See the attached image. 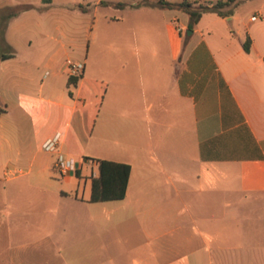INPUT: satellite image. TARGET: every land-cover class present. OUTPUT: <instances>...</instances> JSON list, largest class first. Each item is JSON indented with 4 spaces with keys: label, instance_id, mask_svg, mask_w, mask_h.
<instances>
[{
    "label": "crops",
    "instance_id": "0c3cea01",
    "mask_svg": "<svg viewBox=\"0 0 264 264\" xmlns=\"http://www.w3.org/2000/svg\"><path fill=\"white\" fill-rule=\"evenodd\" d=\"M16 5L32 8L9 21L14 56L0 59V264H264V0L192 29L158 0ZM88 30L74 77L56 32ZM28 33L54 43L21 49ZM92 117L83 155L131 166L124 199L91 202L99 171L77 163L59 180L41 150L57 132L73 149Z\"/></svg>",
    "mask_w": 264,
    "mask_h": 264
},
{
    "label": "trees",
    "instance_id": "16d2710c",
    "mask_svg": "<svg viewBox=\"0 0 264 264\" xmlns=\"http://www.w3.org/2000/svg\"><path fill=\"white\" fill-rule=\"evenodd\" d=\"M243 0H217L213 6L203 3L196 5V2L184 0L182 2H169L158 0V4L167 8H178L190 17L189 28L192 29L202 14L206 11H213L221 16H227L232 13V9L223 11L226 7H235ZM43 4H50L52 0H42ZM123 7L124 3L115 4ZM31 5H16L0 10V45L6 46L5 32L9 21L18 16L23 11L31 9ZM246 50H249V42L244 44ZM14 56V51L0 54V59H7ZM6 113L5 108H0V115ZM131 166L127 163L114 162L109 160H99V176L92 179L91 202H104L124 199L127 192Z\"/></svg>",
    "mask_w": 264,
    "mask_h": 264
},
{
    "label": "rangeland",
    "instance_id": "374dc122",
    "mask_svg": "<svg viewBox=\"0 0 264 264\" xmlns=\"http://www.w3.org/2000/svg\"><path fill=\"white\" fill-rule=\"evenodd\" d=\"M18 3V0H0V10L6 9L9 7H13L15 4ZM29 40L32 41V48L35 49L37 46H39L43 41H46V43L53 45L54 42L49 40L48 38L44 36H33L31 33L25 34L19 39V47L21 49L27 48L29 46ZM95 43V39L93 38L92 34L90 31H83L80 33H73L69 31H64V32H56V50H58L59 46L63 45L64 51H61L59 53V61L66 63L67 60L70 62H76L77 59L80 57L84 56L88 49H93V45ZM47 45L46 47H48ZM47 49V48H46ZM62 49V50H63ZM10 50L5 48L4 45H0V54L2 53H9ZM93 117L91 118L90 121L87 123L81 125L79 129H77V132H75V142L73 143V149H68L66 148L63 153L66 155L69 154V156L73 157L77 163L82 165L83 168V174L87 177V179H91L92 174L95 173L96 175L98 174L99 168L97 166V160L98 159H87L85 158L86 156L83 155L85 154L86 151L91 150L94 146V143L90 141V137L92 135V132L94 130V121ZM58 134V132L56 133ZM61 139L63 137V133H60ZM93 145V146H92ZM77 147V148H74ZM42 151L49 153L44 150L42 147ZM79 152V153H78ZM82 152V153H81ZM41 154V153H40ZM43 154V153H42ZM85 156V157H84ZM70 174H75V172H72ZM56 175L58 176L59 180L63 178V176L58 172L56 169ZM3 228H0V236L3 235ZM18 231L25 232H35L36 229L34 228H24V229H19ZM20 233H16V236H20Z\"/></svg>",
    "mask_w": 264,
    "mask_h": 264
},
{
    "label": "built area",
    "instance_id": "2783aa9c",
    "mask_svg": "<svg viewBox=\"0 0 264 264\" xmlns=\"http://www.w3.org/2000/svg\"><path fill=\"white\" fill-rule=\"evenodd\" d=\"M252 19L255 20L256 17L254 16L252 17ZM68 69L71 76L78 77L81 75L84 69V65L82 63L69 62ZM60 140V133L55 134L45 141V143L43 144V148L49 153L56 154L54 167L62 176H66L72 172L77 171V162L73 157L66 155L60 150Z\"/></svg>",
    "mask_w": 264,
    "mask_h": 264
},
{
    "label": "water",
    "instance_id": "95a60500",
    "mask_svg": "<svg viewBox=\"0 0 264 264\" xmlns=\"http://www.w3.org/2000/svg\"><path fill=\"white\" fill-rule=\"evenodd\" d=\"M189 32H192L191 30Z\"/></svg>",
    "mask_w": 264,
    "mask_h": 264
}]
</instances>
